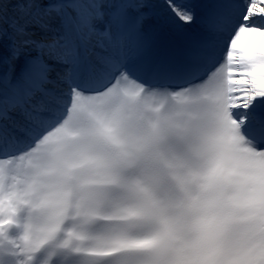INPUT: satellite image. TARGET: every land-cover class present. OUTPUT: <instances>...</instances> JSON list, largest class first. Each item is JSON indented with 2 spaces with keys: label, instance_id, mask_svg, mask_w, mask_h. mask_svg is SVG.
Wrapping results in <instances>:
<instances>
[{
  "label": "snow or ice",
  "instance_id": "6c2138e0",
  "mask_svg": "<svg viewBox=\"0 0 264 264\" xmlns=\"http://www.w3.org/2000/svg\"><path fill=\"white\" fill-rule=\"evenodd\" d=\"M0 264H264V0H0Z\"/></svg>",
  "mask_w": 264,
  "mask_h": 264
}]
</instances>
